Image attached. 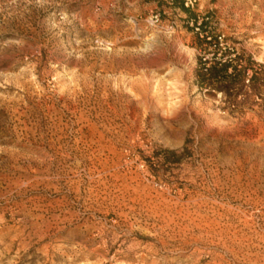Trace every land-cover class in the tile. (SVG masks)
Instances as JSON below:
<instances>
[{
	"label": "rangeland",
	"instance_id": "374dc122",
	"mask_svg": "<svg viewBox=\"0 0 264 264\" xmlns=\"http://www.w3.org/2000/svg\"><path fill=\"white\" fill-rule=\"evenodd\" d=\"M0 264H264V0H0Z\"/></svg>",
	"mask_w": 264,
	"mask_h": 264
},
{
	"label": "trees",
	"instance_id": "16d2710c",
	"mask_svg": "<svg viewBox=\"0 0 264 264\" xmlns=\"http://www.w3.org/2000/svg\"><path fill=\"white\" fill-rule=\"evenodd\" d=\"M183 10H185V12H187L186 9H183ZM224 69H225V66H224Z\"/></svg>",
	"mask_w": 264,
	"mask_h": 264
}]
</instances>
